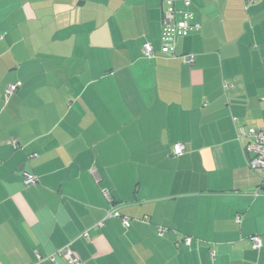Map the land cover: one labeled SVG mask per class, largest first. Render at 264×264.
Wrapping results in <instances>:
<instances>
[{"label": "crops", "instance_id": "1", "mask_svg": "<svg viewBox=\"0 0 264 264\" xmlns=\"http://www.w3.org/2000/svg\"><path fill=\"white\" fill-rule=\"evenodd\" d=\"M252 1L191 0L201 30L165 54L163 0H0V264H69L66 245L79 264H264V172L238 134L264 128ZM110 209L130 226H98Z\"/></svg>", "mask_w": 264, "mask_h": 264}, {"label": "built area", "instance_id": "2", "mask_svg": "<svg viewBox=\"0 0 264 264\" xmlns=\"http://www.w3.org/2000/svg\"><path fill=\"white\" fill-rule=\"evenodd\" d=\"M177 1H180L182 3L181 8L176 5ZM247 2L252 3L253 1L247 0ZM200 30L201 24L195 20V12L192 8L191 0H163L161 36L162 53L175 54L177 41L179 38L187 37ZM143 52L148 58L155 57V50L151 43H146L144 45ZM194 60L195 59L193 55L184 57V62L189 65H193ZM18 87L19 83L9 85L6 90V98L8 99L13 93H15ZM225 87H228V85H225ZM238 131L240 137H247L249 139L246 148L247 151L252 154V157L249 160L250 168L253 170L260 169L264 172V128H251L249 130L240 128ZM14 143L16 144V142ZM174 153L177 156L183 155V146L179 143L176 144L174 146ZM23 178L24 184L27 187L36 185L39 181V177L36 174L27 171L23 173ZM105 196L110 199L107 191H105ZM113 217L120 218L125 227L130 226V217L122 214L119 209L108 210L105 218L98 223V226H103L106 219ZM241 220L242 216H237L236 221L240 223ZM166 230V227L160 226L158 228V233L160 235H163ZM82 236L89 237V234L88 232H84ZM250 241L256 248H260L262 246L261 237L258 235L250 236ZM184 242L186 244H190L191 238L186 237L184 239ZM57 254L64 257L69 262V264H79L78 259L73 254L69 245L58 249ZM46 259L53 263H56L54 254L49 255L48 257H46ZM39 260L43 259L39 256Z\"/></svg>", "mask_w": 264, "mask_h": 264}, {"label": "trees", "instance_id": "3", "mask_svg": "<svg viewBox=\"0 0 264 264\" xmlns=\"http://www.w3.org/2000/svg\"><path fill=\"white\" fill-rule=\"evenodd\" d=\"M161 36H162V30H161ZM182 38V37H181ZM180 39V38H179ZM178 39V40H179ZM178 42V41H177ZM161 44H162V42H161ZM28 172V171H27ZM31 173H34V172H31ZM35 174V173H34ZM23 182H24V178H23ZM25 185V184H24ZM27 187V186H26Z\"/></svg>", "mask_w": 264, "mask_h": 264}]
</instances>
